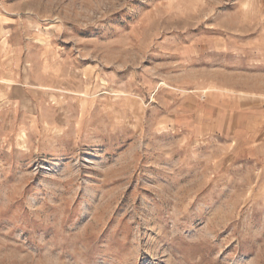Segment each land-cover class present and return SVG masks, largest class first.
Returning a JSON list of instances; mask_svg holds the SVG:
<instances>
[{
    "label": "rangeland",
    "instance_id": "rangeland-1",
    "mask_svg": "<svg viewBox=\"0 0 264 264\" xmlns=\"http://www.w3.org/2000/svg\"><path fill=\"white\" fill-rule=\"evenodd\" d=\"M0 264H264V0H0Z\"/></svg>",
    "mask_w": 264,
    "mask_h": 264
},
{
    "label": "crops",
    "instance_id": "crops-1",
    "mask_svg": "<svg viewBox=\"0 0 264 264\" xmlns=\"http://www.w3.org/2000/svg\"><path fill=\"white\" fill-rule=\"evenodd\" d=\"M198 124H202V122H199ZM198 129L201 131V133H203V129H204V126H199L197 125Z\"/></svg>",
    "mask_w": 264,
    "mask_h": 264
}]
</instances>
